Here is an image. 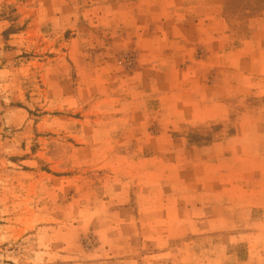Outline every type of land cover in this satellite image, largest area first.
<instances>
[{
    "label": "rangeland",
    "instance_id": "1",
    "mask_svg": "<svg viewBox=\"0 0 264 264\" xmlns=\"http://www.w3.org/2000/svg\"><path fill=\"white\" fill-rule=\"evenodd\" d=\"M121 11V0H0V264H264V161L253 195L231 188L207 204L203 150L244 123L264 159V116H251L264 97L190 132L131 120L138 51ZM263 13L264 0L225 1L233 47ZM185 134L182 151L168 149ZM154 155L163 164L144 162ZM154 167L163 180L139 207ZM170 167L181 175L170 180Z\"/></svg>",
    "mask_w": 264,
    "mask_h": 264
},
{
    "label": "crops",
    "instance_id": "2",
    "mask_svg": "<svg viewBox=\"0 0 264 264\" xmlns=\"http://www.w3.org/2000/svg\"><path fill=\"white\" fill-rule=\"evenodd\" d=\"M225 1L121 0L122 23L127 38L138 51L137 70L131 78L138 100L136 104L131 103L127 112L131 120L137 116L143 122L149 117L159 133L190 132L208 124H222L235 116L233 103L236 101L264 97V13L255 21L261 28L252 33L249 40L233 47L223 19ZM149 100L154 104L151 111L146 112ZM257 115L263 117L264 110L253 112L251 116ZM243 126L244 123L237 124L231 137L203 147L211 153V157L205 159L207 204H212L222 191L227 193L231 188L241 192L244 187L248 188L250 195L257 188V172L253 166L264 159L259 157L255 141L252 143L253 136L247 139L241 134ZM258 127H251L250 132L257 131ZM127 131L139 134L145 130L142 126L136 128L128 124ZM186 136L169 137L168 149L181 147L179 152L182 151L187 144ZM178 159V156H170L169 166ZM147 161L152 165L163 164V159L156 155L144 160ZM247 164L249 172L244 171ZM151 172L144 174L147 179L137 185L139 207L151 204L146 194L154 192L163 180L158 167ZM179 175L181 173L173 172L170 167V180ZM231 179L233 184L229 183ZM245 179L249 180V187L242 185ZM110 201L124 205L118 195ZM134 227L127 224L129 229ZM129 239L134 240V235Z\"/></svg>",
    "mask_w": 264,
    "mask_h": 264
}]
</instances>
